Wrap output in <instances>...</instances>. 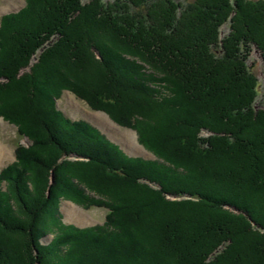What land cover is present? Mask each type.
<instances>
[{
    "label": "trees",
    "instance_id": "trees-1",
    "mask_svg": "<svg viewBox=\"0 0 264 264\" xmlns=\"http://www.w3.org/2000/svg\"><path fill=\"white\" fill-rule=\"evenodd\" d=\"M40 3L27 0L0 19V100L13 93L23 104L9 112L0 106V115L27 140L0 170V264H123L122 257L129 264H264V103L256 104L260 83L247 64L251 45L264 61V0H49L48 15ZM27 22L34 27L18 25ZM225 22L230 29L220 37ZM49 55L59 59V90L33 81ZM95 56L105 61L98 68L108 103L118 97L135 112L107 110L76 72L80 85L69 83L68 67L92 66ZM12 83L25 87L5 90ZM62 89L134 129L157 159L130 157L88 122L67 117L55 105ZM180 126L177 146L154 142ZM171 143L177 151H168ZM35 165L49 176L39 196L43 172ZM72 165L98 166L105 179L81 182ZM143 195L155 199L128 205ZM61 197L106 208L104 223L64 224ZM197 206L204 211L196 220L169 212Z\"/></svg>",
    "mask_w": 264,
    "mask_h": 264
},
{
    "label": "rangeland",
    "instance_id": "rangeland-1",
    "mask_svg": "<svg viewBox=\"0 0 264 264\" xmlns=\"http://www.w3.org/2000/svg\"><path fill=\"white\" fill-rule=\"evenodd\" d=\"M26 1L27 0H0V19L4 15L16 13L19 10H21L25 6ZM48 1L49 0H41V3L39 5V9L42 12V14L47 13V15H48L50 12L49 11L50 9H49L48 3H47ZM180 1H182V0H180ZM183 1L191 2L193 0H183ZM125 3H126L125 1H121L119 3V5H125ZM127 7H129V6H127ZM18 25L20 27H22V26H30V28L34 27V24L30 25L28 22L25 25L20 24V23ZM19 26H17L16 28L18 29ZM229 29H230L229 23L225 22L220 27V31H221L220 37H224L228 33ZM53 39L55 40V38H53ZM57 40L58 39H56L55 41H57ZM51 41L53 42V40H51ZM94 53H95V51L93 52V54ZM58 58H60L59 54H58ZM58 58L55 57V59L52 60L50 55L47 56L44 59V62L42 63V65L39 66V68L37 69L36 79L33 81L35 84H39L42 89L46 88L48 91L49 90L51 91L54 88L55 89L58 88L56 90H59V87H56V84L60 83V81H61L58 79V75H57L59 73V70H60V63H59ZM36 60H37L36 57L31 58L29 61V64L34 63ZM102 61L103 60H100L97 56H95L94 64L92 66L90 63L87 64L86 62H83V61L76 62L74 66L71 65L72 67H70V68L68 67V69L66 71L68 73L67 76H69V79H68L70 81L69 83H71L74 86L75 85L79 86L80 83L78 82L79 81L78 77H80L84 81V83H86V86H88V88L94 89V91H95L94 96L95 97L99 96V98H97V99L99 100V102L101 101L102 106L109 107V108H107V110H111L110 109L112 107L111 105H113L123 115L127 114L128 112H131L130 114H132L133 112H135V110H134L135 106L133 104H132V106H130V105L129 106L128 105L123 106L122 101H119L118 97H116L117 100H115V102L108 103L111 101L107 100L108 98H106V97H109L107 95V93L105 91H102L104 81H103V76L99 74L100 69L98 68L99 63ZM103 62H105V61H103ZM247 64L249 66V69L256 75V78L259 80V83H260L259 92H261V95L257 98L256 104H257V106L261 107V103L262 102L264 103V98H263L264 97V87L262 84L264 61L262 60V58L260 56V52L257 49L256 45L255 46L251 45V53H250L249 59L247 61ZM80 65L82 67V69H80V72H78L77 70H74V69H78L80 67ZM64 68H65V66H64ZM26 70L27 69H24L23 71H26ZM23 71L20 70V73ZM69 71L72 74L74 72H76L78 77H76L75 74H73L74 76H72ZM23 87H25V85L22 84L19 86L18 83H12L5 90H10L13 88L19 89V88H23ZM12 94L13 93H9L6 95L8 98L3 97L0 100L1 109L6 111V112L15 110L16 107L23 106V104H20V102L19 103L17 102L18 99H15V100L12 99V96H17V94H15V95L14 94L12 95ZM0 96L2 97V94ZM17 98H18V96H17ZM262 98H263V100H262ZM55 105L60 111H62L67 117L71 118L72 120H81V119H84L86 116V118L91 120L93 123H96L100 127V130L103 133H105L109 138H111L113 140V142L116 141L115 144L117 142H119L121 144V146L118 143L116 145H119L122 148L121 149L119 147L122 151L125 149L124 150L125 152L135 155V156H131V157L143 158V156L137 155V154H146L147 157H145V158H148V160L157 159V157L141 143V141L138 139L137 132L134 129L119 126L118 124L115 123V121L112 119V117L109 115V113H107L105 110H101L99 108L98 109L91 108L82 99L77 97L70 90L62 89L59 97L55 100ZM120 105H122L123 107L122 106L119 107ZM40 109H42V107ZM134 115L138 117L137 118L138 120H142V121L145 120L144 118H141L140 116L136 115L135 113H134ZM130 119L133 120L134 118H130ZM143 122L146 123V121H143ZM159 124L160 123H158V125ZM149 125H151V123H149ZM155 127H157V126H155ZM181 127L182 126H180V128L179 127L175 128L176 130L175 129L171 130L168 127L166 133L163 135L164 137L158 136L159 138L158 139L156 138L154 142H156V144H158V145H160L166 149H167L166 145H167L168 140H170L175 146H177L176 141H178V139H181L182 134H185L184 132L182 133L179 131V129L181 130ZM164 132H165V130H164ZM205 134H206L205 131L202 132V135H205ZM207 135H205V136H207ZM224 136H226V135H224ZM16 143H20V144L25 145L27 143V140H26V138L19 139V137H18V125L17 124L8 122L7 120H4L3 117L0 115V151L4 152V153H0V170L2 168H4L5 166H7L8 164L13 163L16 160L15 156H14V149H15ZM128 143L131 144L129 147L127 146ZM136 143L139 145V147L141 149V150L140 149L139 150L141 152L140 151L136 152V150H134L133 147L130 148L132 145H135ZM172 143H171V146L168 148L169 152H171L170 149L175 150L174 147H172V145H173ZM38 151H44V149H41L39 147ZM175 151H177V150H175ZM71 159H74V158H71ZM159 161H162V160L159 159ZM70 167L71 168L73 167V171L79 173L78 177L81 178L80 179L81 182L86 181L88 184L92 183L94 186H96V185H98L99 181H104V179H105V177H101L100 175H96L95 171L96 170L98 171V169H99V168H97L98 166L96 168L93 166L92 167H86V166L77 167V166H73V165ZM34 168H35V172H37V171H39L40 173L43 172V171L38 170L36 165L34 166ZM223 169L224 168H222V169L217 168L214 170V172L216 171V172H222L223 173L224 172V171H222ZM83 173H86L89 176H90V173H93V174H95V179H97V180H95V183H94L93 180H90V178L88 176L84 175ZM48 177H49L48 174H46L44 172H43V174L39 175V179H37V181L40 185H38L39 187L37 186V188H36V190L38 192V196L40 194L44 193V189L46 190V187H44V185L47 182ZM147 184L150 186V188H154L151 184H149V183H147ZM5 187H6V184H5V182H3L2 188L5 189ZM88 188L90 189V187H88ZM130 188H131V186H130ZM88 194L91 196L90 193H88ZM143 196H144V197H142L143 199L141 198V200L137 201V204L136 203H134V204L128 203V205H130L132 208L138 209L140 207H143L145 205L143 203H146L150 198H152V200L155 199L152 196H146V195H143ZM166 197L170 198L172 200L176 199V197H172L169 195H166ZM37 198H39V197H37ZM59 199H60L59 200L60 202L58 203L59 212L61 214V220L64 224H73L74 226L82 228V227H93V226H97V225H102L104 223L105 215L107 213L106 208L95 207V206H92L90 208H84L83 206L79 205L78 203H75L74 201H72L71 199H68L65 197H61ZM123 200L125 203L130 202V201H128L127 198H124ZM204 208H205V206H204ZM16 211H17V208H16ZM72 211L79 213V215L82 216L83 218H85L86 220L84 222H79V221L75 220L69 214ZM202 211H204L203 206H197V208H195L194 210L190 209L187 212L185 210H182V209H180L179 211L169 210V212L171 214H174V213L177 215H180V214L183 215L184 213L189 214V216H191V219H193V220L194 219L196 220L197 218L195 215L199 214ZM45 213L46 212L43 210L42 213L39 215L45 217ZM25 220L29 221L30 217L27 216L25 218ZM132 229L133 228H129V231L132 234H136L135 232L132 231ZM2 234H3V235H1L2 237H6V236L9 237V235H10V234H5V233H2ZM50 240H51V235H48L42 239L44 244H47ZM126 259H129V258L122 257L121 260H119V261H121V263H123V264H129L128 260H126ZM165 262L168 263L169 260L166 258Z\"/></svg>",
    "mask_w": 264,
    "mask_h": 264
},
{
    "label": "bare ground",
    "instance_id": "bare-ground-1",
    "mask_svg": "<svg viewBox=\"0 0 264 264\" xmlns=\"http://www.w3.org/2000/svg\"><path fill=\"white\" fill-rule=\"evenodd\" d=\"M121 138V137H120ZM111 139V138H110ZM131 142V141H130ZM131 144H129L128 143V147L130 146ZM134 148V150H136V152H138V151H140L141 149H140V147H139V145L136 143L135 145H132L130 148ZM136 148V149H135ZM140 149V150H139ZM141 152V151H140ZM0 153H4V152H2V151H0ZM70 214V216L72 217V218H74L75 220H77V221H79V222H84L86 219L85 218H83L82 216H80L79 215V213H77V212H75V211H72L71 213H69Z\"/></svg>",
    "mask_w": 264,
    "mask_h": 264
},
{
    "label": "water",
    "instance_id": "water-1",
    "mask_svg": "<svg viewBox=\"0 0 264 264\" xmlns=\"http://www.w3.org/2000/svg\"><path fill=\"white\" fill-rule=\"evenodd\" d=\"M85 115H86V114H85ZM84 119H85L86 121H88L90 124L94 125L95 127L100 128L96 123H93L91 120H89L88 118H86V116H85ZM111 141H113V140L111 139ZM115 142H116V141H115ZM115 142H114V143H115ZM117 143L121 146V144H120L119 142H117ZM117 143H116V144H117ZM119 145H118V146H119ZM120 146H119V147H120ZM120 148H121V147H120ZM121 149H122V148H121ZM124 150H125V149H124ZM124 150H123V151H124ZM124 152H125V151H124ZM125 153H126V155H128V156H130V157H131V156H135V155L130 154V153H127V152H125ZM137 155H141V156H143V158L147 157L146 154H137ZM137 155H136V156H137ZM145 159H148V158H145Z\"/></svg>",
    "mask_w": 264,
    "mask_h": 264
}]
</instances>
